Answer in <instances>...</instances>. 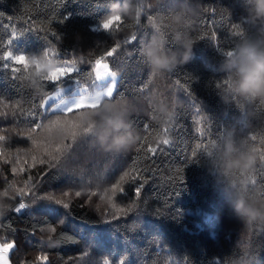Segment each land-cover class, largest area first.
I'll use <instances>...</instances> for the list:
<instances>
[{"label": "trees", "instance_id": "16d2710c", "mask_svg": "<svg viewBox=\"0 0 264 264\" xmlns=\"http://www.w3.org/2000/svg\"><path fill=\"white\" fill-rule=\"evenodd\" d=\"M118 18L127 27L101 29ZM9 39L7 50L30 61L16 79L0 61L10 264L40 254L47 264H264V0H0V43ZM116 44L103 61L116 76L110 97L74 115L40 108L61 87L95 94L94 61ZM42 65L75 71L44 83ZM38 122L33 144L21 134ZM147 147L161 154L153 161ZM115 183L114 203L135 204L125 215L109 204Z\"/></svg>", "mask_w": 264, "mask_h": 264}, {"label": "snow or ice", "instance_id": "6c2138e0", "mask_svg": "<svg viewBox=\"0 0 264 264\" xmlns=\"http://www.w3.org/2000/svg\"><path fill=\"white\" fill-rule=\"evenodd\" d=\"M54 19H56L55 16L50 18L49 19V24ZM148 19H151V17H149ZM110 25L116 26V32H119L122 27H127L126 22L123 21L122 18H118L116 21H112V20L103 21L101 23L100 27H101L102 30H109L110 31L111 30L110 29ZM5 27L6 28L11 27L10 38L14 39L16 37V35H17L15 27L14 26H10V25H5ZM231 28H232V35L233 36H241V37H243L244 33L241 30L239 25L233 24V25H231ZM31 29L32 30H37L35 28H31ZM212 38H213V40L217 39L215 33H213ZM11 39L0 43V47H2L4 49L2 52H0V61L5 62L4 65H3L5 70L10 71L12 73V77L14 79H16V78H18L20 76L21 71L28 67L30 61H29V58L26 57L25 55H22V54L13 55L11 53V51L7 50V45L10 44ZM134 40H135V35L132 34L130 36V38L126 42L131 43ZM119 47H120V45L116 44L112 48L108 49L104 53V56L102 58L95 59L94 67L92 68V71L95 73V77L97 79H99L100 77L105 75V73H107V74L109 73V67H108L107 63H104L103 61L107 60V58L113 56L116 53V51L119 49ZM226 54L227 55H231L230 50L227 51ZM101 69H103V72H101ZM74 71H75V68H73V67L58 68L52 73V75L50 77H45L44 83H56L60 79L71 75ZM217 87H219V85H217ZM106 95L107 96H111L112 95V89L111 88L108 89V91L106 92ZM45 99H42L40 101V104H39L40 108H42V109L46 107ZM87 107H91V105H86L83 102H75L74 104L64 108L62 112L66 116L69 115V114H73L74 115V114L79 113L82 110L86 109ZM56 116H58V115H56ZM49 121H50V124H52V125H55V124H57L59 122L58 120H52V119H49ZM45 126L46 125L44 123H39L38 122L35 125H33V127L27 132V134L22 133L21 135L26 137L33 144H35V140H33V133L39 132V130L42 127H45ZM150 127H151V125L145 124L144 125L145 131H147ZM164 131L167 132L168 129H164ZM71 136H72V142H74L79 137L78 133L76 131H73L71 133ZM5 138H6L5 136L0 135V141H4ZM254 138L255 137H253V139ZM161 143H162L163 146H166L169 143V140L168 139H163L161 141ZM2 150L3 149H0V151H2ZM25 150H27V149H25ZM56 150L60 151V149L58 147H57ZM138 150H141V149H138ZM160 150H161V148L157 149V148H153V147H147V153L151 154V159L153 161H154V158L156 157V155L161 154ZM15 151L20 152V151H24V150L17 149ZM192 155H193V157L196 155L195 151L193 152ZM148 170L151 171V168H149ZM43 175H46V172L43 173ZM125 175H127V173H125ZM121 179H123V177ZM144 179L146 181V179H147L146 176H145ZM181 180H182V178L180 179V181ZM143 184H144V182H141L140 186L137 187L136 190H135L137 197L139 196V193L141 191V188H142ZM122 191H123V185L121 183L113 184L111 186V192H112L113 195H112V197L109 198V204L111 205L112 208L116 209V211H118L120 213H123L125 215L127 212H130L135 207V204H130L127 208H123V207L117 206L114 203V198L119 193H121ZM29 194H30L29 192L21 190V191L17 192L16 196L25 197V196H28ZM63 195L64 196H68L69 193L65 192ZM75 195H76V197H79L81 195V193L80 192H76ZM91 195L93 197H95L97 195V193L95 191H93L91 193ZM65 206H67V205L65 204ZM24 207H25V205H24L23 201H21V203L19 204L17 210H20V209H22ZM124 215H121V216H124ZM121 216H114L113 219L119 218ZM50 232L54 233L55 229L54 228H50ZM51 238L52 237L49 236V239H51ZM14 246L15 245H14L13 242H8L6 244H0V264H10V260H9L8 257H9V253H10L11 249ZM36 261H37V264H47V256L43 255V254L37 255ZM105 264H107V262H105Z\"/></svg>", "mask_w": 264, "mask_h": 264}, {"label": "rangeland", "instance_id": "374dc122", "mask_svg": "<svg viewBox=\"0 0 264 264\" xmlns=\"http://www.w3.org/2000/svg\"><path fill=\"white\" fill-rule=\"evenodd\" d=\"M65 65L52 66V65H42V68L45 69L50 75L58 69L63 68ZM103 72V69H101ZM97 90L95 94L87 95L84 88H78L76 92L70 96H65V92L68 90V87H61L56 89L45 99L46 107L43 108L46 112H62L64 108L74 104L75 102H83L86 105H91V107L98 105L102 99L110 97L106 95V92L109 88L112 89V94L115 89V80L116 76L109 72L105 73L102 77L97 79ZM13 249V248H12ZM11 249V250H12ZM9 258V257H8Z\"/></svg>", "mask_w": 264, "mask_h": 264}, {"label": "clouds", "instance_id": "9594fccd", "mask_svg": "<svg viewBox=\"0 0 264 264\" xmlns=\"http://www.w3.org/2000/svg\"><path fill=\"white\" fill-rule=\"evenodd\" d=\"M257 7L259 9L260 7V0H257ZM187 52L184 54L185 56H187ZM153 59L155 61L156 64H160V65H167L170 60H174L175 59V56H172V57H163V56H153ZM257 70L258 71H262L264 72V64H259L257 66Z\"/></svg>", "mask_w": 264, "mask_h": 264}]
</instances>
